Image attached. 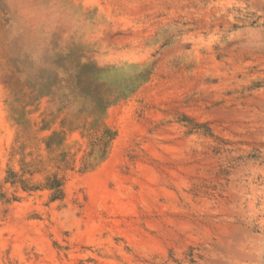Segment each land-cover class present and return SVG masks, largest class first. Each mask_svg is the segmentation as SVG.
<instances>
[{"label":"rangeland","instance_id":"374dc122","mask_svg":"<svg viewBox=\"0 0 264 264\" xmlns=\"http://www.w3.org/2000/svg\"><path fill=\"white\" fill-rule=\"evenodd\" d=\"M0 264H264V0H0Z\"/></svg>","mask_w":264,"mask_h":264},{"label":"bare ground","instance_id":"6f19581e","mask_svg":"<svg viewBox=\"0 0 264 264\" xmlns=\"http://www.w3.org/2000/svg\"><path fill=\"white\" fill-rule=\"evenodd\" d=\"M109 178V177H108ZM116 178V177H115ZM121 187H123V186H121ZM120 187V188H121ZM91 191L93 192V194H94V196H95V198L96 199H98V198H103V199H110V200H112L113 202H114V206L116 205V206H120V205H122L123 203L121 202V198H120V195L118 194V193H112V192H110L108 189H107V187L105 186V184H104V182L103 181H100V180H93L92 181V185H91ZM120 188L118 189V190H120ZM125 190V189H124ZM152 190V189H151ZM123 191V190H122ZM124 192V191H123ZM154 192V191H153ZM93 196V197H94ZM102 199V200H103ZM123 199V198H122ZM140 200V199H139ZM106 202V201H105ZM128 202V201H127ZM128 205H129V202H128ZM128 205L126 206V207H128ZM115 206V207H116ZM123 207H124V205H123ZM130 207H131V205H130ZM118 208H120L121 209V207H118ZM116 212V211H115ZM124 212V211H123ZM91 217V216H90ZM91 226V225H90ZM18 227V226H17ZM22 228V227H21ZM27 228H22V229H20V233H22L23 235H24V231L26 230ZM98 228H97V226L95 227H92L91 228V230L92 231H94L95 230V232H96V230H97ZM28 230H26L25 232H27ZM11 232V231H10ZM91 231H89V233H90ZM86 233V232H85ZM30 234V233H29ZM93 234V233H92ZM39 235V234H38ZM88 236V235H87ZM21 237H25V236H21ZM89 237H90V235H89ZM20 238V237H19ZM145 239V238H144ZM139 242H141V241H139ZM161 243V242H160ZM149 245H150V243H149Z\"/></svg>","mask_w":264,"mask_h":264}]
</instances>
